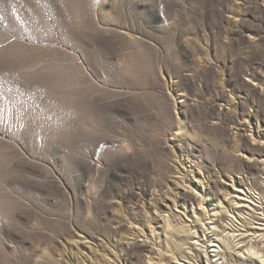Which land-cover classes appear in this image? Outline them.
Masks as SVG:
<instances>
[{
    "label": "rangeland",
    "instance_id": "rangeland-1",
    "mask_svg": "<svg viewBox=\"0 0 264 264\" xmlns=\"http://www.w3.org/2000/svg\"><path fill=\"white\" fill-rule=\"evenodd\" d=\"M247 244L264 0H0V264H250Z\"/></svg>",
    "mask_w": 264,
    "mask_h": 264
},
{
    "label": "bare ground",
    "instance_id": "bare-ground-1",
    "mask_svg": "<svg viewBox=\"0 0 264 264\" xmlns=\"http://www.w3.org/2000/svg\"><path fill=\"white\" fill-rule=\"evenodd\" d=\"M228 246L230 248L234 249L235 248L234 246H236L235 240L230 238L228 240ZM243 249H245L247 254H248L247 256H248V259L250 260V264H257V261L260 263H264V254H262L260 249H256V248L252 247L251 244H247ZM240 253H243V252L240 251ZM253 257L256 258V261L252 260Z\"/></svg>",
    "mask_w": 264,
    "mask_h": 264
}]
</instances>
